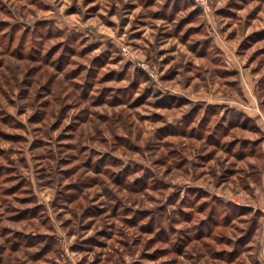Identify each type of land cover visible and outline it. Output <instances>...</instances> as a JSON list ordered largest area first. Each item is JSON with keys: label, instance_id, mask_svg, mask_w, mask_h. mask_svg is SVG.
Listing matches in <instances>:
<instances>
[{"label": "rangeland", "instance_id": "rangeland-1", "mask_svg": "<svg viewBox=\"0 0 264 264\" xmlns=\"http://www.w3.org/2000/svg\"><path fill=\"white\" fill-rule=\"evenodd\" d=\"M264 0H0V264H264Z\"/></svg>", "mask_w": 264, "mask_h": 264}, {"label": "built area", "instance_id": "built-area-1", "mask_svg": "<svg viewBox=\"0 0 264 264\" xmlns=\"http://www.w3.org/2000/svg\"><path fill=\"white\" fill-rule=\"evenodd\" d=\"M262 259H263V261H264V248H263V250H262Z\"/></svg>", "mask_w": 264, "mask_h": 264}]
</instances>
